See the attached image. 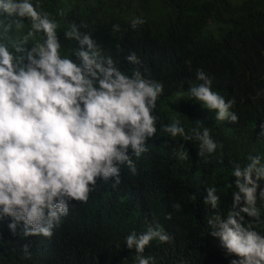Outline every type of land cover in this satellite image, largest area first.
Instances as JSON below:
<instances>
[{"label": "clouds", "instance_id": "9594fccd", "mask_svg": "<svg viewBox=\"0 0 264 264\" xmlns=\"http://www.w3.org/2000/svg\"><path fill=\"white\" fill-rule=\"evenodd\" d=\"M116 2L130 4L138 15L159 19L150 0L86 1L82 16L72 24L56 23L31 0H0V15L7 19L5 34L13 25L21 28L24 20L31 24L26 35L0 42V219L9 218L13 235L22 233L24 264H50L58 258L51 251L57 229H69L70 217L63 219L69 204L86 203L98 180H113L107 184L116 191L120 166L136 174L132 156L146 152V142L156 135L152 111L163 85L143 78L139 71L125 75L96 44L99 36L107 42L122 39L127 61L140 63L129 19L115 10ZM142 23L133 19L131 27ZM61 30L66 42L79 47L62 49L57 36ZM39 33L43 42L32 41ZM197 79L204 83L191 86L189 97L215 110V117H201L203 132L193 129L191 136L175 118L162 130L173 138H195L200 142L198 155L214 152L211 160H222L229 145H238L244 157L255 148L264 156V137L255 139L250 121L237 122L238 116L230 111L235 100L226 102L213 91L203 71L197 70ZM257 118L264 119V106ZM215 129L222 131L217 144L209 134ZM175 154L188 158L183 150ZM249 160L233 171L237 189L233 210L226 218L216 214L208 219L210 234L219 239L226 255L235 257L230 264H264V236L244 223L245 215L259 219L256 200L258 189L264 198L259 185L264 165L259 156ZM206 193L204 203L216 209L220 201L216 189L206 188ZM174 207L178 210L180 205ZM154 239L166 243L171 238L157 225L139 235L133 232L125 244L142 254ZM136 259L138 264L154 261L142 255Z\"/></svg>", "mask_w": 264, "mask_h": 264}, {"label": "trees", "instance_id": "16d2710c", "mask_svg": "<svg viewBox=\"0 0 264 264\" xmlns=\"http://www.w3.org/2000/svg\"><path fill=\"white\" fill-rule=\"evenodd\" d=\"M86 1L92 0H31L39 5L38 11L63 24H72L82 16ZM150 1L159 19L138 15L128 3H115V10L129 19L131 35L140 49L139 64L127 61L122 39L107 42L99 36L96 44L125 75L131 77L139 71L143 78L163 85L152 111L156 135L146 142V152L139 158L132 156L136 174L120 166L121 183L116 191H110L107 184L113 180H98L86 203L69 204L63 218L70 217L69 229L55 232L51 252L58 258L50 264H108L105 257L110 264H138V255L153 257L149 264H230L235 258L226 255L219 239L210 234L208 219L216 214L226 218L233 210V193L237 191L233 171L237 165L243 168L250 163L249 156H259L264 165L260 148L244 157L238 145H229L222 160H211L214 152L198 155V140L173 138L162 126L178 119L191 136L193 129L203 132L201 117H215V110H208L188 94L191 86L204 83L197 79L200 70L211 80L213 91L226 102L235 100L230 111L238 116L237 122L250 121L255 139L264 137V119L257 118L264 106V0ZM137 18L144 23L133 29L131 22ZM26 21L5 34L7 19L0 15V42L26 35L31 27ZM64 31L57 32L61 48H78V44L65 41ZM44 38L39 33L33 40L42 43ZM209 134L217 144L222 131L215 129ZM180 150L188 153L187 159L178 158L175 153ZM259 185L264 189V180ZM206 188H215L220 197L216 209L204 203ZM256 207L259 219L245 215L244 223H251L253 230L264 236V198L259 189ZM8 223L9 218L0 219V264H24L22 233L13 235ZM157 225L170 236L169 242L154 239L142 254L126 247L128 235H139Z\"/></svg>", "mask_w": 264, "mask_h": 264}, {"label": "rangeland", "instance_id": "374dc122", "mask_svg": "<svg viewBox=\"0 0 264 264\" xmlns=\"http://www.w3.org/2000/svg\"><path fill=\"white\" fill-rule=\"evenodd\" d=\"M32 41H34V40H32ZM35 42V41H34Z\"/></svg>", "mask_w": 264, "mask_h": 264}]
</instances>
